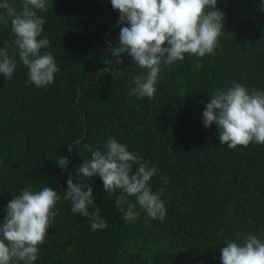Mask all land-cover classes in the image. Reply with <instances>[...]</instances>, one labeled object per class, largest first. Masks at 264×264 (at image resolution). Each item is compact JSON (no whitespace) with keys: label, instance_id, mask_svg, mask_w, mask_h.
<instances>
[{"label":"trees","instance_id":"1","mask_svg":"<svg viewBox=\"0 0 264 264\" xmlns=\"http://www.w3.org/2000/svg\"><path fill=\"white\" fill-rule=\"evenodd\" d=\"M4 0H0L3 3ZM17 5L19 0H15ZM40 38L59 69L45 87L29 85L18 54L11 80L0 74V223L20 189L50 187L61 193L57 215L34 264H221L228 241L264 240V145L229 149L202 113L215 90L241 84L264 91V0H217L225 14L223 32L211 55L185 54L161 67L153 98L130 95L133 77L144 73L127 54L106 72L109 44H119V12L110 0H49ZM11 24H0V48L12 55ZM115 138L157 172L149 186L161 188L166 215L125 221L100 178L77 175L91 149L103 152ZM71 147V151H69ZM67 157V171L57 164ZM136 166H133L135 172ZM92 186L108 227L92 230L90 218L63 199L67 180ZM127 210L128 205H125ZM92 209H90L91 211ZM12 264H23L13 261Z\"/></svg>","mask_w":264,"mask_h":264},{"label":"clouds","instance_id":"2","mask_svg":"<svg viewBox=\"0 0 264 264\" xmlns=\"http://www.w3.org/2000/svg\"><path fill=\"white\" fill-rule=\"evenodd\" d=\"M112 8L119 12V44L109 47L111 59L104 63L106 72L123 61L127 54L145 72L133 77L135 87L130 95L153 98L161 67L183 61L185 54L204 57L211 55L222 34L225 14L217 10V0H110ZM49 0H4L0 3V24H11L15 36L14 50L9 55L8 46L0 48V74L11 80L18 65L12 58L18 54L20 62L28 69L29 85L45 87L54 82L59 71L51 52L41 51L50 46L47 38H40L45 19L38 15L49 7ZM202 124L218 130L220 144L229 149L247 147L251 143L264 145V91H252L234 84L223 90H215L202 113ZM91 158L83 160L77 175L91 179L99 177L107 194L120 190L114 200L115 207L125 221L138 216L135 204L153 219H164L166 209L161 197L164 189L153 193L149 186L157 169L150 167L138 154L128 150L126 144L115 138L106 142L103 152L91 149ZM71 151V147H69ZM58 166L67 171L68 158L57 157ZM136 166L133 172V166ZM63 199L71 201L73 213L90 218L92 230L108 227L98 207L94 208L92 186L74 182L72 175L67 180ZM61 193L46 186L40 190L22 188L6 207V216L0 223V264H34L39 246L43 244L53 218L57 215L56 205ZM125 205H128L125 210ZM90 209H92L90 211ZM221 264H264V240L247 234L242 243L228 241L220 249Z\"/></svg>","mask_w":264,"mask_h":264}]
</instances>
